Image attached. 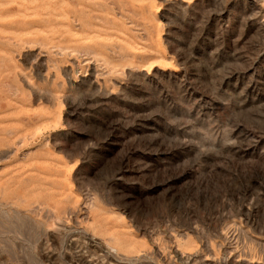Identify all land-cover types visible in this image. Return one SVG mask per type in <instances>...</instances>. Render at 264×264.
<instances>
[{
  "label": "rangeland",
  "instance_id": "1",
  "mask_svg": "<svg viewBox=\"0 0 264 264\" xmlns=\"http://www.w3.org/2000/svg\"><path fill=\"white\" fill-rule=\"evenodd\" d=\"M0 18V264H264V0Z\"/></svg>",
  "mask_w": 264,
  "mask_h": 264
},
{
  "label": "bare ground",
  "instance_id": "2",
  "mask_svg": "<svg viewBox=\"0 0 264 264\" xmlns=\"http://www.w3.org/2000/svg\"><path fill=\"white\" fill-rule=\"evenodd\" d=\"M18 1H19V0H18ZM33 1H34V0H33ZM16 2H17V1H16ZM28 2H29V1H28ZM28 2H27V3H28ZM19 4H20V3H19ZM19 4H18V5H19ZM25 4H26V3H25ZM6 5H7V4H6ZM29 5H30V3H29ZM64 6H66V4H65ZM25 13H26V12H25ZM35 14H36V13H35ZM19 16H21V15H19ZM32 17H33V16H32ZM37 18H38V17H37ZM0 19H1V18H0ZM29 19H30V18H29ZM25 20H26V19H25ZM49 22H50L49 20H46V23H49ZM32 23H33V22H24L25 25H29V26L32 25Z\"/></svg>",
  "mask_w": 264,
  "mask_h": 264
}]
</instances>
